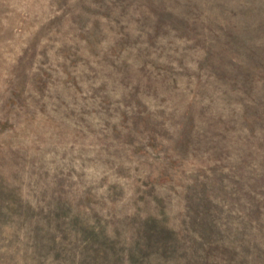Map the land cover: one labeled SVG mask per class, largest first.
Listing matches in <instances>:
<instances>
[{
    "label": "rangeland",
    "instance_id": "obj_1",
    "mask_svg": "<svg viewBox=\"0 0 264 264\" xmlns=\"http://www.w3.org/2000/svg\"><path fill=\"white\" fill-rule=\"evenodd\" d=\"M0 264H264V0H0Z\"/></svg>",
    "mask_w": 264,
    "mask_h": 264
},
{
    "label": "trees",
    "instance_id": "obj_2",
    "mask_svg": "<svg viewBox=\"0 0 264 264\" xmlns=\"http://www.w3.org/2000/svg\"><path fill=\"white\" fill-rule=\"evenodd\" d=\"M203 203V202H202ZM202 203H198V205H196V207L198 208L197 210H199V211H201L203 208H205V203H203V206H201L202 205ZM201 214L202 213H200V216H199V218L197 219V221H199V222H203V217L204 216H201ZM212 225V224H211Z\"/></svg>",
    "mask_w": 264,
    "mask_h": 264
}]
</instances>
